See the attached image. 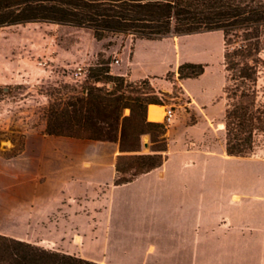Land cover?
Segmentation results:
<instances>
[{"label":"crops","instance_id":"obj_1","mask_svg":"<svg viewBox=\"0 0 264 264\" xmlns=\"http://www.w3.org/2000/svg\"><path fill=\"white\" fill-rule=\"evenodd\" d=\"M220 38L210 31L135 39L112 63L110 73L129 82L180 91L172 105L147 106V121L164 123L167 109L174 120L163 164L132 182L113 185L117 142L47 136L45 126L26 137L11 161L13 182L22 185L13 197L31 212L41 208L40 225L63 247L57 252L99 264H264V160L227 156L214 138L224 114ZM185 63L204 72L180 80ZM183 96L194 123L177 104Z\"/></svg>","mask_w":264,"mask_h":264},{"label":"trees","instance_id":"obj_2","mask_svg":"<svg viewBox=\"0 0 264 264\" xmlns=\"http://www.w3.org/2000/svg\"><path fill=\"white\" fill-rule=\"evenodd\" d=\"M35 22L86 28L97 41L106 36L159 40L220 31L225 153L251 157L264 137V0H0V28ZM203 72L204 65L191 63L177 70L180 80ZM88 77L89 84L49 103L45 134L117 142L114 186L160 167L167 127L147 121L146 108L169 105L174 97L157 92L148 79L129 82L112 75L106 65L90 70ZM142 135L150 137L149 154H140ZM0 264L99 263L0 234Z\"/></svg>","mask_w":264,"mask_h":264},{"label":"rangeland","instance_id":"obj_3","mask_svg":"<svg viewBox=\"0 0 264 264\" xmlns=\"http://www.w3.org/2000/svg\"><path fill=\"white\" fill-rule=\"evenodd\" d=\"M132 39L131 36H106L97 41L86 28L46 22L0 28L1 235L46 250L59 251L63 248L55 239L56 233L49 230L45 222L40 225L38 213L41 208L37 207L31 212L28 206L13 197L14 186L17 185L21 193L22 185L21 182H13L10 172L14 167L11 161L13 158H21L26 137L37 135L46 125L45 114L49 103L58 102L61 95L73 90L78 91L92 81L89 77L74 80L72 74L76 68L84 67L87 76L90 70L101 65L110 69V64L120 53L129 52ZM219 48L222 52V38L219 40ZM218 67L224 85L222 57L219 58ZM21 78H27V82ZM168 79H171V76ZM179 94L180 91L175 89L173 95ZM179 98L181 100L177 104L183 107L182 114H188V123H194L197 120L194 110L186 105V97ZM174 103V100L169 101V105ZM221 104L224 111V99H221ZM124 115H129V110H125ZM222 122L223 115L214 125V138L224 144V131L219 128ZM43 133L45 134V130ZM144 143L148 146L144 147ZM150 147L149 135H142L140 154H149ZM248 158L264 160V137L259 138V146L254 155Z\"/></svg>","mask_w":264,"mask_h":264},{"label":"built area","instance_id":"obj_4","mask_svg":"<svg viewBox=\"0 0 264 264\" xmlns=\"http://www.w3.org/2000/svg\"><path fill=\"white\" fill-rule=\"evenodd\" d=\"M118 59H115L113 61V64H118ZM112 66V63L110 64V67ZM87 75V71L84 67H77L74 73L72 74V77L74 80H79V79H85ZM174 120V113L171 109H167L165 114H164V124L166 127H170L173 123Z\"/></svg>","mask_w":264,"mask_h":264},{"label":"bare ground","instance_id":"obj_5","mask_svg":"<svg viewBox=\"0 0 264 264\" xmlns=\"http://www.w3.org/2000/svg\"><path fill=\"white\" fill-rule=\"evenodd\" d=\"M154 110H156V108H150V111H149V118H150V119H155V118L152 116V115H153L152 113H153ZM219 128L222 129V128H223V124H220V125H219Z\"/></svg>","mask_w":264,"mask_h":264},{"label":"water","instance_id":"obj_6","mask_svg":"<svg viewBox=\"0 0 264 264\" xmlns=\"http://www.w3.org/2000/svg\"><path fill=\"white\" fill-rule=\"evenodd\" d=\"M143 146H144V147H147V146H148V144H147V143H144V144H143Z\"/></svg>","mask_w":264,"mask_h":264}]
</instances>
